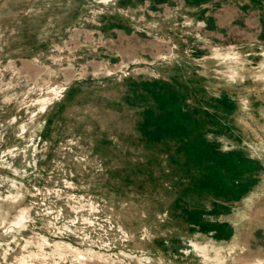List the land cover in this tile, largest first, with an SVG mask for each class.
Instances as JSON below:
<instances>
[{
	"label": "rangeland",
	"instance_id": "1",
	"mask_svg": "<svg viewBox=\"0 0 264 264\" xmlns=\"http://www.w3.org/2000/svg\"><path fill=\"white\" fill-rule=\"evenodd\" d=\"M0 264H264V0H0Z\"/></svg>",
	"mask_w": 264,
	"mask_h": 264
},
{
	"label": "bare ground",
	"instance_id": "2",
	"mask_svg": "<svg viewBox=\"0 0 264 264\" xmlns=\"http://www.w3.org/2000/svg\"><path fill=\"white\" fill-rule=\"evenodd\" d=\"M77 251V250H76ZM78 254L76 253V256H77ZM80 257V256H79ZM83 259V258H82Z\"/></svg>",
	"mask_w": 264,
	"mask_h": 264
}]
</instances>
